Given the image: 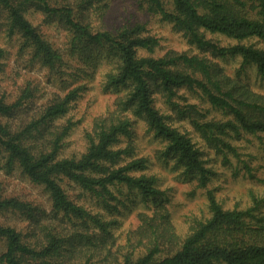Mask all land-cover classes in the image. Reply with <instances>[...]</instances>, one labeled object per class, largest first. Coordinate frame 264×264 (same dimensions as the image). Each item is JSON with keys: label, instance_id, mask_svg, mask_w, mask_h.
I'll return each instance as SVG.
<instances>
[{"label": "trees", "instance_id": "obj_1", "mask_svg": "<svg viewBox=\"0 0 264 264\" xmlns=\"http://www.w3.org/2000/svg\"><path fill=\"white\" fill-rule=\"evenodd\" d=\"M142 1L182 34L190 51L158 54L159 39L140 23L117 30L97 27L93 17L109 0H0V28L19 35L51 71L61 73L64 55L43 37L29 11L68 33V54L83 60L76 75L93 81L104 66L101 86L117 93L109 115L86 132L84 150L72 154L64 150L79 120L74 110L84 81L53 93L28 117L22 113L34 107L30 87L10 102L0 95L3 166L18 167L50 197L48 209L0 193V213L16 212L26 220L22 227L0 222L5 242L0 264H264V196L252 192L245 207L227 208L208 187L213 157L229 167L235 158L252 176L237 144L245 135L264 134V94L243 82L239 72L251 64L264 77V48L252 41L264 42V0ZM209 33L236 42L223 45ZM4 53L0 45V62ZM228 55L241 57L235 75L225 73L217 60ZM139 123L161 144L154 155L137 149ZM155 159L180 166L204 188L207 215L185 234L175 229L169 199L148 173ZM63 180L104 208L73 201ZM123 187L142 195L144 209L139 224L119 238L123 230L115 233L119 222L111 215Z\"/></svg>", "mask_w": 264, "mask_h": 264}, {"label": "rangeland", "instance_id": "obj_2", "mask_svg": "<svg viewBox=\"0 0 264 264\" xmlns=\"http://www.w3.org/2000/svg\"><path fill=\"white\" fill-rule=\"evenodd\" d=\"M142 2V0H109L108 5L93 17V24L97 27L117 30L124 25L133 26L140 23L146 27L149 34H153L159 39L158 54L172 49L190 51L192 47L187 44L182 34L175 30L171 23L162 20L159 15L148 12ZM27 15L38 26L43 37L64 55V68L61 73H54L33 56L32 49L23 43L19 35H8L1 27L0 45L5 48V53L0 62V95L3 94L5 99L10 102L23 91L25 86L30 87L33 93L34 107L27 109V113H22V117H28L35 111L34 108L38 103L44 102L53 93H65L71 88L70 85L73 86L84 81L85 87L74 110L75 117H78L79 120L70 131L64 150L66 154L80 153L87 143L86 132L91 131L98 118L109 115L117 93L104 91L101 86V71L104 66L98 69L93 81H87V78L82 74H75L83 65V60L79 55L68 54L69 37L64 29L55 22H44L43 15L40 13L29 11ZM208 36L219 40L223 45L236 42V39L228 38L222 34L209 33ZM252 41L257 47L264 48V42ZM217 60L224 72L231 75L237 73L236 69L241 63L239 56L228 55ZM239 77L254 91L264 94V77L254 65L249 64L240 69ZM190 97L191 100L194 99L192 95ZM215 115L221 116L220 113ZM136 145L139 147L137 149L140 154L148 153L150 156L154 155L153 151L161 146L156 138L154 139L146 133L142 123L136 127ZM237 145L241 148V158L249 161L252 176L235 158H233L230 167L223 165L220 157L212 156L210 161L214 174L208 182V187L215 190L217 197L227 208L245 207L252 192L264 196V134L245 135ZM2 157L3 153L0 152L1 195L15 196L49 209L50 197L43 185L32 182L16 166L10 170L4 167ZM148 173L157 177L159 187L165 191V195L169 199L167 205L178 233L189 232L190 227L197 220L207 215L204 188L198 186L196 177L185 174L183 168L173 165L172 162L165 163L158 159L152 160ZM61 183L68 196L76 203L83 204L89 209L91 207L97 210L104 208L99 205H102L101 202L98 204L96 198L88 192L81 191L73 182L63 180ZM119 196V199L114 200L117 210L112 209L114 212L111 216L116 217L119 222L115 233L122 229L119 238H124L125 230L133 229L139 224L138 212L144 209V203L140 193H131L125 187ZM0 222L22 227L26 220L25 216L10 211L0 213ZM117 243L124 244L119 241ZM124 247L121 248V251L125 252L124 249L127 247ZM4 249L5 242L0 239V252ZM115 249L116 245L112 247V253L116 251ZM141 251L142 249L139 247L135 254H140ZM116 254H119V251Z\"/></svg>", "mask_w": 264, "mask_h": 264}]
</instances>
